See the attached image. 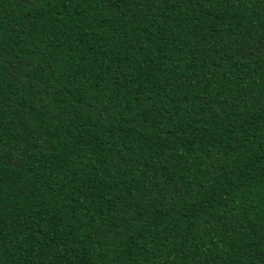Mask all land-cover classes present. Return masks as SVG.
Wrapping results in <instances>:
<instances>
[{"label":"trees","instance_id":"1","mask_svg":"<svg viewBox=\"0 0 264 264\" xmlns=\"http://www.w3.org/2000/svg\"><path fill=\"white\" fill-rule=\"evenodd\" d=\"M0 264H264V0H0Z\"/></svg>","mask_w":264,"mask_h":264}]
</instances>
